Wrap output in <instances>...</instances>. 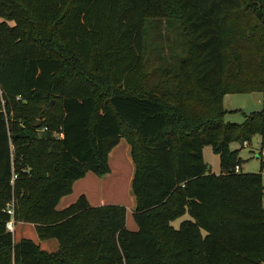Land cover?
I'll return each mask as SVG.
<instances>
[{
  "label": "trees",
  "instance_id": "1",
  "mask_svg": "<svg viewBox=\"0 0 264 264\" xmlns=\"http://www.w3.org/2000/svg\"><path fill=\"white\" fill-rule=\"evenodd\" d=\"M258 1L0 0V264H264V160L245 174L230 152L257 135L264 149ZM172 17L187 56L149 93L147 24ZM252 93L262 110L227 122L225 96ZM122 139L138 229L124 206L93 207L85 195L58 210L76 181L110 173ZM207 145L222 157L220 175ZM12 221L59 251L14 242Z\"/></svg>",
  "mask_w": 264,
  "mask_h": 264
},
{
  "label": "rangeland",
  "instance_id": "2",
  "mask_svg": "<svg viewBox=\"0 0 264 264\" xmlns=\"http://www.w3.org/2000/svg\"><path fill=\"white\" fill-rule=\"evenodd\" d=\"M241 1L245 6L250 3L261 7V1L258 0ZM182 25V22L178 21L176 17H172L170 21L150 19L147 24L145 72L147 74L146 91L149 93H152L155 87L163 83L166 72L174 76L178 71L181 60L187 56L185 47L187 38ZM225 97L224 107L230 112L226 116L227 122L242 123L246 116L252 112L261 111L263 107V97L260 93L232 94ZM43 104L38 106H43L46 110L47 106ZM40 121L42 120L39 118ZM126 146H128L126 140L116 146L109 160L110 173L105 178L91 173V176H94L98 183L87 179L84 185L89 189L92 201L99 204V206H124L128 210L127 218L134 224L135 230L132 231H136L138 227L133 215L136 201L132 193L135 167L130 151ZM230 152L238 153V157L242 160L243 173L260 172L261 163L264 160V149L261 146L260 135L253 137L248 146H244L241 142H232ZM203 156L212 174L220 175L222 171L221 155L216 153L212 146L207 145L204 147ZM262 180L264 186V171H262ZM184 219L186 217L175 221L173 226L179 228ZM14 237V242H16L15 239L18 241L21 239L36 240L42 243V249L50 253H55L60 249L59 243L55 239L40 241L32 224L18 226Z\"/></svg>",
  "mask_w": 264,
  "mask_h": 264
},
{
  "label": "crops",
  "instance_id": "3",
  "mask_svg": "<svg viewBox=\"0 0 264 264\" xmlns=\"http://www.w3.org/2000/svg\"><path fill=\"white\" fill-rule=\"evenodd\" d=\"M226 98V97H225ZM125 140V139H122L121 142L119 144L122 143V141ZM128 147V150L130 151V146L128 144V146H126V148ZM116 148V147H115ZM115 148L112 150V152L110 153L109 155V160H110V156L112 157V154L114 153L115 151ZM107 176V175H106ZM104 176V178L106 177ZM89 179L91 180L92 182H97L96 178L94 176H91V173H88L85 178L83 179H80L78 181H76L73 185V192L70 194V195H67L65 197H63L58 206H57V209L58 210H63L67 207H69L70 205H72L73 203H75L80 196L82 195H85L89 204L93 207H98L99 204L97 203H94L91 199V195H90V192H89V189L86 188V186L84 185L85 181ZM98 183V182H97ZM101 206V205H100ZM127 214H128V210H127ZM20 225H29L28 223H14V232H13V236L14 234L16 233V228ZM126 225H127V228L130 229V230H135L134 228V224L133 222L131 223L129 221V219L127 218L126 220ZM34 226V225H33ZM35 227V226H34ZM38 237V236H37ZM15 238V237H14ZM16 242H19L18 240L15 239ZM37 245H39L41 247V249L43 248L42 247V243L40 242H37L36 240L34 241ZM44 250V249H43ZM46 251V250H45ZM49 252V251H48Z\"/></svg>",
  "mask_w": 264,
  "mask_h": 264
},
{
  "label": "built area",
  "instance_id": "4",
  "mask_svg": "<svg viewBox=\"0 0 264 264\" xmlns=\"http://www.w3.org/2000/svg\"><path fill=\"white\" fill-rule=\"evenodd\" d=\"M248 142H245L244 143V146H248ZM240 171V167L239 166H237L236 168H235V172H239ZM264 171V170H263ZM17 176H14V179L16 178ZM263 193H264V191H263ZM13 226H14V222L12 221V222H10L9 224H8V229L11 231V232H14V228H13Z\"/></svg>",
  "mask_w": 264,
  "mask_h": 264
},
{
  "label": "water",
  "instance_id": "5",
  "mask_svg": "<svg viewBox=\"0 0 264 264\" xmlns=\"http://www.w3.org/2000/svg\"><path fill=\"white\" fill-rule=\"evenodd\" d=\"M39 124H40V122H39Z\"/></svg>",
  "mask_w": 264,
  "mask_h": 264
}]
</instances>
